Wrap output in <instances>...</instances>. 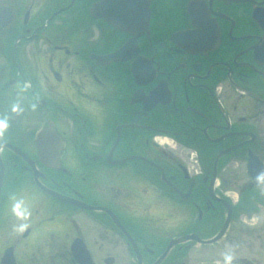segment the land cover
I'll return each mask as SVG.
<instances>
[{"label":"flooded vegetation","instance_id":"1","mask_svg":"<svg viewBox=\"0 0 264 264\" xmlns=\"http://www.w3.org/2000/svg\"><path fill=\"white\" fill-rule=\"evenodd\" d=\"M0 120V264H261L264 0H0Z\"/></svg>","mask_w":264,"mask_h":264},{"label":"water","instance_id":"2","mask_svg":"<svg viewBox=\"0 0 264 264\" xmlns=\"http://www.w3.org/2000/svg\"><path fill=\"white\" fill-rule=\"evenodd\" d=\"M110 59L118 60L119 57L116 53L114 55H111ZM54 135L55 134L52 131V129H49L47 132L45 131L38 132V134L35 137L37 146L39 148L40 156H43V158L49 157L53 162L55 161L54 158L56 159V156H58V149L60 148V145L57 142H55L57 138ZM50 159H49V162H50L49 164L50 166H52ZM252 165H253L252 161L251 162L249 161V166H248L249 170H252ZM48 192L51 194H54L55 196H58L56 193L52 191H48ZM223 231H224V228L218 233V235L215 238L208 240L207 242H213L219 239Z\"/></svg>","mask_w":264,"mask_h":264},{"label":"clouds","instance_id":"3","mask_svg":"<svg viewBox=\"0 0 264 264\" xmlns=\"http://www.w3.org/2000/svg\"><path fill=\"white\" fill-rule=\"evenodd\" d=\"M15 110V107H14ZM7 128V121L6 120H0V130ZM21 201H16L13 203L12 205V210L13 213L16 214L17 216H22V215H27L28 213L24 212H20L19 209L21 208ZM223 261L224 264H232V255L230 253H225L223 255Z\"/></svg>","mask_w":264,"mask_h":264},{"label":"rangeland","instance_id":"4","mask_svg":"<svg viewBox=\"0 0 264 264\" xmlns=\"http://www.w3.org/2000/svg\"><path fill=\"white\" fill-rule=\"evenodd\" d=\"M219 255H220V253H219ZM257 258L259 259V262H261V264H264V249L258 248Z\"/></svg>","mask_w":264,"mask_h":264}]
</instances>
